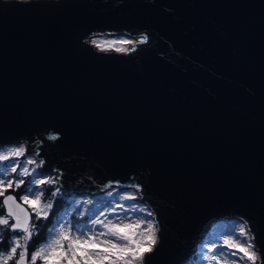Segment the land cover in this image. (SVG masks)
Instances as JSON below:
<instances>
[{
	"label": "water",
	"instance_id": "95a60500",
	"mask_svg": "<svg viewBox=\"0 0 264 264\" xmlns=\"http://www.w3.org/2000/svg\"><path fill=\"white\" fill-rule=\"evenodd\" d=\"M106 35L130 50L89 40ZM11 143L63 193L136 188L158 229L145 264L185 263L228 217L264 261V0H0Z\"/></svg>",
	"mask_w": 264,
	"mask_h": 264
},
{
	"label": "snow or ice",
	"instance_id": "6c2138e0",
	"mask_svg": "<svg viewBox=\"0 0 264 264\" xmlns=\"http://www.w3.org/2000/svg\"><path fill=\"white\" fill-rule=\"evenodd\" d=\"M146 40L147 37H143L139 42L143 43ZM92 43L97 48H101L96 41L93 40ZM113 43L128 45L133 41H113L109 43V47ZM129 50L123 47L115 48L117 52ZM50 138L56 139L55 136ZM24 152L23 147H16L7 154H0V161L20 157ZM33 163L34 160L28 159L23 166L17 161L0 168V197H2L0 208L4 209L0 213V229L9 233L7 238L0 235V264H10V262L37 264L38 261L40 264H145L146 255L152 253L157 245L158 229L153 221L144 218L127 223L119 217L115 220L109 218L112 213L117 212V209L127 213V208L123 204H117L115 207L109 205L108 213L101 211L99 215H95V218H90V224H84L83 228L79 226V222L78 226L74 227L70 222L61 223L57 220L58 226L48 229L45 240L38 246L33 245V251L29 256V245L32 243V238L38 235V225L33 221V216L36 221L47 220L53 206L51 200L45 201L44 190L40 186L54 183L51 178L35 179L33 171L27 166ZM25 176H33L35 183L33 185V180H29L27 187L24 188V194L17 200L13 193L25 185V180L19 178ZM58 192L59 189L53 191L52 197ZM121 199H135V197L126 196ZM24 205H27L31 212ZM139 211L145 210L139 209ZM239 237L245 239L241 241ZM239 237L236 240L223 241V248L233 251H221L217 254L214 251L216 246L213 245L203 252L204 259L211 264H258V262L264 264L251 242L249 230L241 226ZM4 244H7V251L2 247ZM229 257H238V259H229Z\"/></svg>",
	"mask_w": 264,
	"mask_h": 264
},
{
	"label": "rangeland",
	"instance_id": "374dc122",
	"mask_svg": "<svg viewBox=\"0 0 264 264\" xmlns=\"http://www.w3.org/2000/svg\"><path fill=\"white\" fill-rule=\"evenodd\" d=\"M89 40L91 42L93 40L96 41V43L101 45V48L115 49L117 47L125 48L126 45L113 43L111 44V47H109L110 42L119 41V40H131V39L125 36L106 35V36H93L89 38ZM16 147H23L25 149V144L24 143L4 144L0 146V154H7L9 151H11ZM28 159L34 160L33 164L27 166L29 167L30 170L33 171V176L35 177V179L51 178L54 181V183L51 184L52 188L50 193L59 189L58 194L61 193L66 197L67 206L59 211L61 215L56 219V221L60 220L61 223L70 222L74 227L78 226V222H79V226L83 228L84 224L86 223L90 224V218H95V215H99L101 211L108 213L109 205L115 207L117 204H123L127 208V213L117 209V212L112 213L109 216V218L115 220L117 217H119L123 219L124 222L126 223L130 221L134 222L138 218H144L146 220H151L154 223L152 212L145 203L140 202L138 200L139 193L137 189L134 187L131 186L119 187L117 185H110L106 189L92 194L88 192H81V193L71 192L69 194L63 193L56 183V174L52 172L46 173L39 171V161H37V158L33 155V153H31V151L30 152L25 151L24 154L20 157H12L10 160L0 161V168H5V166L10 165L17 161L21 164V166H23L27 163ZM33 176L19 177L20 179H24L26 181L25 185H22L20 189H17V190H23V192L20 193L19 197L24 194V188L27 187V182L29 180H33ZM34 183L35 181L33 180V185ZM48 185L49 184H44L41 185L40 187L43 188ZM126 196H134L135 199H123V200L121 199V197H126ZM133 208L135 210H133ZM139 209H144L145 211H139ZM148 213H151V215H148ZM85 217L87 218L84 219ZM56 221L53 222V226H58L56 225ZM241 226L246 228L244 223L240 219L232 218V217L223 218L215 222L212 225L208 234L197 244L195 252L192 254V256L187 260L185 264H202V262L203 264H211V262L204 259L203 252L206 251L207 248L213 247V245L216 246L214 248V251L217 252V254H219L221 251H225V252L233 251L232 249L223 248V241L225 239L236 240L237 237H239V228ZM3 231H4L3 229H0V234ZM239 239L243 241L245 238L239 237ZM229 259H238V257H229ZM37 264H40V262L38 261Z\"/></svg>",
	"mask_w": 264,
	"mask_h": 264
},
{
	"label": "trees",
	"instance_id": "16d2710c",
	"mask_svg": "<svg viewBox=\"0 0 264 264\" xmlns=\"http://www.w3.org/2000/svg\"><path fill=\"white\" fill-rule=\"evenodd\" d=\"M51 188H52L51 184L42 188L44 190L45 201L51 200L53 206L49 212V217L47 220L36 221L35 217L33 216V221L38 225V235H36L32 238V243L29 245V248H28L29 254L33 250V245L38 246L41 242H43L45 240V238L48 234V229L53 226V222L56 221V219L61 215V213H59V211L67 206L66 205V202H67L66 197L61 193L57 194L55 197H52V193H50ZM9 191H11V190H9ZM21 192H23V190H17L16 189L14 195L18 198ZM0 200H1V197H0ZM3 211H4L3 208H0V212H3ZM86 218L87 217H85L84 219H86ZM0 235L7 238L9 236V233L7 231H3ZM2 247L4 250L7 251V244L2 245ZM186 262L187 261H185V263ZM185 263H183V264H185Z\"/></svg>",
	"mask_w": 264,
	"mask_h": 264
},
{
	"label": "bare ground",
	"instance_id": "6f19581e",
	"mask_svg": "<svg viewBox=\"0 0 264 264\" xmlns=\"http://www.w3.org/2000/svg\"><path fill=\"white\" fill-rule=\"evenodd\" d=\"M127 46H129V44L127 45ZM37 161H38V159H37ZM106 189V188H105ZM100 192V191H99Z\"/></svg>",
	"mask_w": 264,
	"mask_h": 264
},
{
	"label": "built area",
	"instance_id": "2783aa9c",
	"mask_svg": "<svg viewBox=\"0 0 264 264\" xmlns=\"http://www.w3.org/2000/svg\"><path fill=\"white\" fill-rule=\"evenodd\" d=\"M128 46L126 45V47L125 48H127Z\"/></svg>",
	"mask_w": 264,
	"mask_h": 264
}]
</instances>
